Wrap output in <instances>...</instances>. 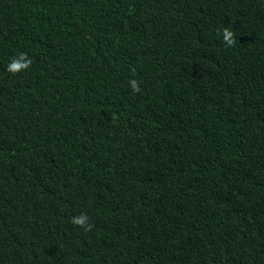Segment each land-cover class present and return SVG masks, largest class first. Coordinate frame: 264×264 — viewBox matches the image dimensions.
<instances>
[{
    "label": "trees",
    "instance_id": "trees-1",
    "mask_svg": "<svg viewBox=\"0 0 264 264\" xmlns=\"http://www.w3.org/2000/svg\"><path fill=\"white\" fill-rule=\"evenodd\" d=\"M0 264H264V0H0Z\"/></svg>",
    "mask_w": 264,
    "mask_h": 264
},
{
    "label": "clouds",
    "instance_id": "clouds-1",
    "mask_svg": "<svg viewBox=\"0 0 264 264\" xmlns=\"http://www.w3.org/2000/svg\"><path fill=\"white\" fill-rule=\"evenodd\" d=\"M223 38L228 46H233L236 43L233 31H231L227 27L223 29ZM30 66L31 60L26 59V54L21 53L19 58L14 57L10 61L7 70L15 74L17 72L28 69ZM133 89L137 92L140 90L136 86L135 82H133ZM71 222L77 227L84 228L86 231L91 230V228L93 227V225L88 222V217L84 214L72 217Z\"/></svg>",
    "mask_w": 264,
    "mask_h": 264
}]
</instances>
